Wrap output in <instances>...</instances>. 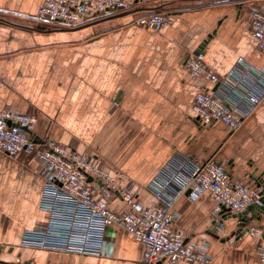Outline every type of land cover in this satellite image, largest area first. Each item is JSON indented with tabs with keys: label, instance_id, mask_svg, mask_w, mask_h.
<instances>
[{
	"label": "crops",
	"instance_id": "obj_1",
	"mask_svg": "<svg viewBox=\"0 0 264 264\" xmlns=\"http://www.w3.org/2000/svg\"><path fill=\"white\" fill-rule=\"evenodd\" d=\"M42 1L0 0V112L34 116L29 130L36 141L61 144L91 159L117 188L133 189L146 206L155 204L158 174L184 157L192 164L218 160L234 181L257 190L263 185L264 101L234 131L221 122L201 127L193 100L208 84L191 74L187 59L207 39L198 54L223 78L222 94L229 93L231 75L238 72L248 70L250 81L264 84L258 75L264 54L250 33V12H264V0H125L134 5L80 28L39 24L35 13ZM152 11L166 12L171 22L159 29L136 23ZM44 191L35 158L0 152L1 259L140 264L142 244L113 226L105 230L107 255L24 245V233L46 221ZM214 206L209 191L195 199L182 195L173 205V226L189 240H206L210 264H259L264 215L249 220V232L222 241L237 230V219H226L214 237L207 232ZM110 207L121 210L125 204L115 194Z\"/></svg>",
	"mask_w": 264,
	"mask_h": 264
},
{
	"label": "built area",
	"instance_id": "obj_2",
	"mask_svg": "<svg viewBox=\"0 0 264 264\" xmlns=\"http://www.w3.org/2000/svg\"><path fill=\"white\" fill-rule=\"evenodd\" d=\"M133 5L125 0H43L35 20L45 27L73 28ZM135 21L159 29L168 25L171 18L166 12L152 11ZM250 33L256 49L264 54V12H250ZM187 66L192 75L202 77L208 84L197 91L193 100L194 120L201 127L221 122L234 131L252 108L264 101V84L250 81L248 70L231 75L230 91L222 94L219 87L223 78L209 69L200 54H191ZM258 75L264 82V64ZM34 120L30 114L0 112V152L11 156L27 152L34 156L37 173L45 183L41 205L47 218L40 228L24 233L22 243L27 246L82 256L107 255L110 250L105 230L113 226L142 244L140 264H210L205 243L189 240L173 226L175 201L182 195L195 199L209 191L215 202L212 214L218 221L222 213L244 211L258 199L261 190L234 181L218 160L210 158L192 164L190 158L184 157L173 160L158 174L152 186L155 204L146 206L133 189L117 188L114 179L91 159L57 143L38 142L21 129H30ZM115 194L125 204L124 209L110 207ZM0 264L23 263L0 258ZM259 264H264V249Z\"/></svg>",
	"mask_w": 264,
	"mask_h": 264
},
{
	"label": "water",
	"instance_id": "obj_3",
	"mask_svg": "<svg viewBox=\"0 0 264 264\" xmlns=\"http://www.w3.org/2000/svg\"><path fill=\"white\" fill-rule=\"evenodd\" d=\"M212 33L208 34V38H211ZM207 42V39L203 40V42L199 45L198 49L195 51V54H198L199 51H202L205 44ZM15 126H17L15 124ZM21 129L31 133V131L26 127L22 126ZM91 178L88 177V180ZM264 182V181H263ZM261 186L260 183H258V187H262L260 192L258 193V199L250 203L244 211L234 213V212H228V213H222V218L218 221H213L211 226L208 228L207 232L214 237H218L219 235L215 233V229L217 226H219V229H222L224 225V221L228 218H236L237 219V230H234L230 233L229 236H226L222 238V241L228 240L232 236H239L241 234L249 232V227L247 226L249 220L251 219H259L261 215H264V183ZM188 193V192H187ZM251 213L250 216H248V213Z\"/></svg>",
	"mask_w": 264,
	"mask_h": 264
},
{
	"label": "rangeland",
	"instance_id": "obj_4",
	"mask_svg": "<svg viewBox=\"0 0 264 264\" xmlns=\"http://www.w3.org/2000/svg\"><path fill=\"white\" fill-rule=\"evenodd\" d=\"M106 18V17H105ZM102 19H104V18H102ZM102 19H100V20H102ZM100 20H97V21H94V22H91V23H87V24H84V25H81V26H78V28H80V27H85V26H87V25H91V24H94L95 22H98V21H100ZM73 28H77V27H73ZM240 75H241V73H240ZM260 86H262V84H259ZM244 86V85H243ZM33 124V123H32ZM31 124V125H32ZM61 145V144H60ZM63 146V145H62ZM21 153H19V154H17V155H15V157L16 156H18V155H20ZM31 157H33L34 158V156H32L31 154H29ZM36 160V159H35ZM100 166V165H99ZM101 168L103 169V167L101 166ZM41 227V226H40ZM40 227H35V228H33L32 230H36L37 228H40ZM219 235V234H218ZM206 240H203V239H198V240H196L195 239V242H197V243H205V245H206V242H205ZM48 251V250H47Z\"/></svg>",
	"mask_w": 264,
	"mask_h": 264
}]
</instances>
